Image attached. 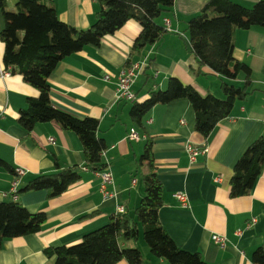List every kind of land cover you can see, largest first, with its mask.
<instances>
[{
  "label": "crops",
  "instance_id": "1",
  "mask_svg": "<svg viewBox=\"0 0 264 264\" xmlns=\"http://www.w3.org/2000/svg\"><path fill=\"white\" fill-rule=\"evenodd\" d=\"M15 1L5 0L6 7L14 10ZM51 1L58 17L78 28L90 26L98 9L96 0ZM207 1L174 0L171 10L156 19L165 33L157 43L134 55L129 64L128 55L141 28L134 19L105 36L99 45H87L65 57L50 74L49 95L54 107L99 121L97 133L106 143L104 170L112 177L109 196L100 191V171L84 166L82 144L75 132L56 121L39 122L31 131L18 123L27 98L36 97L38 91L21 74H2L7 68L0 38V158L11 167H0V201L11 199L3 194L15 178L19 190L39 174L54 173L55 159L61 168H80L79 180L57 196L49 197L45 189L18 192L16 202L32 213L45 212L46 220L38 232L3 239L0 264H55L54 257L45 254L46 248L78 243L86 232L106 224L120 206L132 213L144 195L141 176L148 168L139 158L147 141L151 142V159L162 187L158 220L175 244L199 252L207 264H253V251L264 244V167L248 194L231 197L229 191L236 161L254 139L264 135V28L234 30L233 58L250 68L249 93L234 102L230 115L215 125L207 139L195 130V114L186 98L154 105L141 124L129 114L133 101L144 100L152 89H164L169 77L191 85L200 94L223 97L221 77L198 64L186 30L187 21ZM233 1L251 6L258 0ZM2 25L0 16V31ZM135 62L143 63L132 86L135 100H118L117 76ZM230 82L241 86L243 74ZM132 128L143 137L129 139ZM188 144L203 151L194 161L189 159ZM16 168L23 173L16 176ZM176 192L184 193L187 206H181L173 196ZM237 229L239 234H235ZM213 235L223 236L225 244L216 243ZM141 236L142 232L136 243L129 245L136 246ZM121 245L126 246L124 242ZM145 246L141 251L145 264H170ZM114 264L129 263L120 260Z\"/></svg>",
  "mask_w": 264,
  "mask_h": 264
},
{
  "label": "trees",
  "instance_id": "2",
  "mask_svg": "<svg viewBox=\"0 0 264 264\" xmlns=\"http://www.w3.org/2000/svg\"><path fill=\"white\" fill-rule=\"evenodd\" d=\"M98 9L94 21L87 28H78L62 21L51 0H16L15 9L6 7L0 0V31L4 43L3 65L10 73L21 74L23 79L38 91L29 97L19 112L18 123L31 131L39 122L56 121L62 128L75 132L82 144L84 166L91 171H102L107 164L102 159L106 149L98 136V119L76 117L54 107L50 100L49 76L65 57L87 45L97 46L102 39L118 30L126 21L134 19L141 28L135 38L127 64L141 50L157 43L165 27L156 19L170 11L174 0H96ZM264 28V0L244 6L233 0H208L198 14L187 21L186 30L192 53L200 66H208L221 77L223 97L212 93L200 94L191 85L169 77L164 89H152L142 101H133L130 117L141 124L143 116L156 104H165L186 98L195 114V130L207 139L215 125L227 118L237 99L244 98L251 82L250 68L233 58L235 29ZM243 74L241 86L232 84ZM148 168L142 174L144 195L132 213L116 212L109 221L86 232L78 243L49 247L44 250L54 257L55 264H114L125 260L129 264H145V258L136 243L142 238L150 253L166 259L170 264H207L199 252L179 248L165 232L158 220L162 204V187L151 159V142L147 141L139 161ZM54 173L39 174L28 181L20 191L45 189L48 196H57L80 178L78 165L60 167ZM0 167L11 170L0 158ZM264 167V135L254 139L233 167L230 179L231 197L250 192L255 178ZM13 172V169H12ZM46 220L45 212H30L16 200L0 201V246L5 238L38 232ZM124 242L126 246L121 245ZM253 264H264V244L255 248Z\"/></svg>",
  "mask_w": 264,
  "mask_h": 264
},
{
  "label": "built area",
  "instance_id": "3",
  "mask_svg": "<svg viewBox=\"0 0 264 264\" xmlns=\"http://www.w3.org/2000/svg\"><path fill=\"white\" fill-rule=\"evenodd\" d=\"M142 66H143V63H138V62L131 63L129 66H127L125 69H123L118 74L117 80H116V88H115V94L118 100H125V101L135 100V93L132 89V86ZM9 73L10 71L8 69H5L2 71L3 75H7ZM107 78H108V75H105V79ZM127 137L131 140H138L143 136L140 135L134 128H132L130 129ZM187 151L189 154V159L191 161H194L196 156L199 153L203 152V151L196 149L191 144L187 145ZM15 173H16V176L21 175L23 173V170L21 168H16ZM100 178H101L100 191L102 192L104 196H109L111 193L108 190V185L112 183L111 173L108 170H102L100 171ZM17 194H18V180L15 178L10 188L8 189L7 192L3 194V196L10 197L11 199L16 200ZM173 196L180 202L181 206L183 207L187 206V199L184 193L176 192L173 194ZM117 212L119 213L124 212V208L122 206L118 207ZM239 232L240 230L237 229L235 231V234H239ZM212 239L221 246L225 244V238L223 236L213 235Z\"/></svg>",
  "mask_w": 264,
  "mask_h": 264
},
{
  "label": "rangeland",
  "instance_id": "4",
  "mask_svg": "<svg viewBox=\"0 0 264 264\" xmlns=\"http://www.w3.org/2000/svg\"><path fill=\"white\" fill-rule=\"evenodd\" d=\"M139 156H140V154H139ZM139 156H138V157H139ZM140 167H141V166H140ZM139 172H141V168H140ZM141 232H142V231H141ZM130 246H134V245L131 244ZM136 246L139 248L140 251H143L144 247H146V246H145V243H144V240H143V238H142V236H141L140 240L137 242Z\"/></svg>",
  "mask_w": 264,
  "mask_h": 264
}]
</instances>
